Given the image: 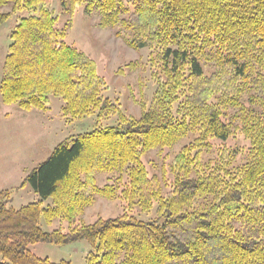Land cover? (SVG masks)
Masks as SVG:
<instances>
[{
    "label": "trees",
    "instance_id": "obj_1",
    "mask_svg": "<svg viewBox=\"0 0 264 264\" xmlns=\"http://www.w3.org/2000/svg\"><path fill=\"white\" fill-rule=\"evenodd\" d=\"M117 27L132 49L149 50L153 93L139 117L105 93L95 61L66 44L52 0H0V26L14 15L2 65L4 105L47 112L51 98L70 119H115L58 144L24 178L40 201L11 207L0 191V264L52 263L29 247L86 242L84 264H264V0H58ZM247 142L246 159L228 141ZM183 144L160 176L144 158ZM216 145V156L206 158ZM166 170L168 177H166ZM117 173L97 185L96 174ZM122 212L82 223L97 198ZM50 199L51 205L42 206ZM156 218L141 220L132 209ZM55 221L66 227L46 231Z\"/></svg>",
    "mask_w": 264,
    "mask_h": 264
},
{
    "label": "rangeland",
    "instance_id": "obj_2",
    "mask_svg": "<svg viewBox=\"0 0 264 264\" xmlns=\"http://www.w3.org/2000/svg\"><path fill=\"white\" fill-rule=\"evenodd\" d=\"M9 9L3 8L0 12ZM52 12L54 16L59 17V27L66 29V44L82 51L95 61L98 73L107 84L105 95L115 101L125 114L139 117L142 101L149 100L154 90L150 73L145 65L149 50L128 47L122 37L116 35L117 27L100 28L99 16L96 13L87 14L83 8H78L70 15L63 10L58 0H52ZM17 19L18 15H14L0 26V79L10 43L8 36ZM62 106L61 99L51 98L47 112L23 111L15 105H4L0 97V191H11L10 205L14 209L40 201L30 186L19 187L24 178L44 162L58 144L65 140L70 144L77 135L90 132L96 127L114 125L116 122L115 119L98 121L95 116L82 119L63 117ZM189 141L190 138H187L172 149H157L146 154L144 162L150 173L160 176L162 166L166 169L168 162L180 147ZM213 143L215 147L211 153L205 155L206 158L216 156L218 142ZM228 145L237 151L236 163H243L246 159L247 142L236 134L228 141ZM117 177V173H97V185L103 187L106 184H115ZM166 177H168L167 170ZM49 205H51L50 199L42 202L43 207ZM121 212L122 206L118 200L98 197L94 204L85 210L81 221L88 224L100 217H116ZM131 214L144 221L156 218L154 208L149 213L132 209ZM60 226L66 227V224L55 221L51 226L44 228L46 231H51ZM29 250L36 257L48 259L52 263L68 261L71 264H84L86 256L92 251L84 241L62 247L39 243L30 246ZM4 262L0 256V263Z\"/></svg>",
    "mask_w": 264,
    "mask_h": 264
}]
</instances>
